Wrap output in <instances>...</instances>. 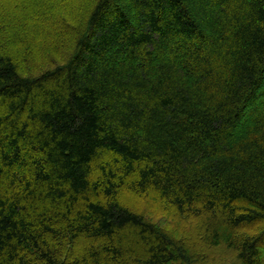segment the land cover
Instances as JSON below:
<instances>
[{"label":"trees","instance_id":"1","mask_svg":"<svg viewBox=\"0 0 264 264\" xmlns=\"http://www.w3.org/2000/svg\"><path fill=\"white\" fill-rule=\"evenodd\" d=\"M48 2L0 0V264H264V0H93L45 69Z\"/></svg>","mask_w":264,"mask_h":264},{"label":"rangeland","instance_id":"2","mask_svg":"<svg viewBox=\"0 0 264 264\" xmlns=\"http://www.w3.org/2000/svg\"><path fill=\"white\" fill-rule=\"evenodd\" d=\"M92 1L84 0L81 5L73 7L70 2H65V0H50L48 2L49 8H46L48 9L47 12L41 13L39 18L35 19L41 29H44L47 34H52L54 38L50 41V44L57 51L54 55L49 56L48 60H52V62L41 64L42 67L44 66L43 68H49L54 62H65L78 36L76 35V29H81L85 25ZM31 25L34 26V21H31ZM74 36L75 40H73ZM42 61L44 60H40L39 64ZM127 198L140 212L145 211L146 214L153 216L155 220H159L162 225H166L169 230H176L179 235L190 237L197 242L200 240L201 227L198 219L190 217L176 219L163 211L164 205L156 206L151 203V205H146L145 207L144 205L149 202L146 200L147 198H138L137 195H128ZM203 249H199V252L207 255L206 264L234 263L235 258L232 251L225 248Z\"/></svg>","mask_w":264,"mask_h":264}]
</instances>
